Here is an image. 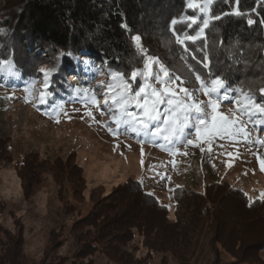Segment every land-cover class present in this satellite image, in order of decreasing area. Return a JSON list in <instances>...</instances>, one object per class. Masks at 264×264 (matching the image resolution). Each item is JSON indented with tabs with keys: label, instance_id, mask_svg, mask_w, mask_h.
<instances>
[{
	"label": "rangeland",
	"instance_id": "rangeland-1",
	"mask_svg": "<svg viewBox=\"0 0 264 264\" xmlns=\"http://www.w3.org/2000/svg\"><path fill=\"white\" fill-rule=\"evenodd\" d=\"M189 4L198 8L208 0H187ZM209 8L204 7L205 15ZM204 20L210 22L203 16L201 27L191 36H203ZM4 34L0 25V40ZM185 41L194 40L179 43ZM136 44L143 55L137 81H127L97 58L92 66L84 65L81 75H64L67 91L73 93L67 100L48 99L49 87L44 82L51 70L50 57L32 55L23 63H34L32 81L23 87L3 85L10 82L12 70L0 72V258L20 239V264H50L58 259L74 264L81 242L73 224L128 181L139 182L145 193L167 208L170 221L178 218L185 226L190 225L189 217L184 205L173 200L176 189L201 193L208 185L228 184L242 191L249 202L264 199V113L246 96L224 92L219 97L218 91L206 95L209 88L186 87L165 64ZM5 53L0 44V56ZM140 87L150 100H162L157 105L161 116L166 109L177 114L188 109L182 133L170 135V127L163 135L153 136L151 131L136 134L117 122L122 108L113 97L119 100L123 94L130 101L127 110L139 113L136 101L145 93L141 97L134 94ZM210 99L216 101L215 111L202 106L201 113H196L190 108L198 102L206 105ZM180 122L176 119L172 127ZM155 123L163 125V120ZM164 135H170L173 143L166 142ZM198 227L190 233L185 262L172 261L167 255V264H230L231 258L221 246L211 242L207 226ZM97 232V228L82 231L88 239ZM256 232L252 229L249 237ZM121 250L132 258L147 259L137 236ZM258 255L264 262V250ZM92 258L95 264H110L102 249ZM162 259V254L150 253L147 264H161Z\"/></svg>",
	"mask_w": 264,
	"mask_h": 264
},
{
	"label": "trees",
	"instance_id": "trees-1",
	"mask_svg": "<svg viewBox=\"0 0 264 264\" xmlns=\"http://www.w3.org/2000/svg\"><path fill=\"white\" fill-rule=\"evenodd\" d=\"M203 16L210 20L203 36L179 43L177 34L180 40L193 35ZM173 19L178 21L176 31ZM0 23L5 30L0 44L6 48L0 56V72L12 70L13 75L3 84L7 87L31 83L33 60L23 63L32 55L51 59L48 99L72 96L64 75H81L84 65L92 66L97 58L134 82L143 60L139 43L186 87L211 88L212 81L219 80L223 85L218 88L219 97L224 92L239 94L264 106V0H212L207 15L201 6H187V0H0ZM33 170L28 167L29 172ZM173 200L184 205L189 226L178 218L170 221L167 208L145 193L139 182L118 186L73 224L81 242L73 263L95 264L92 257L99 249L110 264H147L150 253L162 254L161 264H167V255L183 263L190 233L206 225L211 242L221 246L230 264H264L258 255L264 250V199L249 202L242 191L228 184H211L201 193L176 189ZM87 228L98 232L88 239L82 233ZM250 229L257 231L254 236L249 237ZM135 236L146 249L147 259L132 258L121 250ZM12 246L0 264H20V239ZM64 262L58 259L50 264Z\"/></svg>",
	"mask_w": 264,
	"mask_h": 264
},
{
	"label": "snow or ice",
	"instance_id": "snow-or-ice-1",
	"mask_svg": "<svg viewBox=\"0 0 264 264\" xmlns=\"http://www.w3.org/2000/svg\"><path fill=\"white\" fill-rule=\"evenodd\" d=\"M211 2H212V0H208V4L201 6V8L203 9L204 7H208L211 4ZM189 7H193V5L189 4ZM215 18L219 19V17H215ZM177 22L178 21L175 19L172 20L173 31H176L175 25L177 24ZM194 22H195V18H193V23ZM208 22H209L208 20H204V25L207 26ZM248 22H249V24L252 23L251 20H249ZM189 27H191V25H189ZM198 35H199V33H197V36ZM185 38L188 40H195L196 39V37L191 36V35H186ZM132 39L134 41H136V40H139L140 38L138 36H133ZM177 40H178V42H180L178 34H177ZM2 63L3 62H0V64H2ZM145 66L147 67V65H145ZM205 67H207V65H205ZM41 71H44V70L41 69ZM132 76L133 77L136 76L135 71H133ZM196 78H197V80L200 79L199 76H197ZM212 84H213V87L205 90L206 95H208L210 93L217 92L219 87H223V85L221 84V81H219V80H213ZM44 87H48L47 80H45V82H44ZM182 90L185 92L186 95H188L187 89H182ZM142 93H145L144 87H140L139 91L135 92L134 97H141ZM156 95H157V93L155 92V90H153L152 96L155 97ZM217 99H219V97ZM141 100H142V102H141ZM141 100L136 101L137 107H139L141 109V111L139 113H136V112H130L127 110V104L130 101H128V99L123 94L120 96L119 100H116L115 97H113V102L115 104L121 106V108H122L121 116L117 122L122 121L128 128L131 129L132 132H134L136 134H139L141 132L147 133V132L151 131L153 136L163 135L164 132H169L170 127H171L170 135H179L180 133L183 132L184 127L187 126L188 109H184L179 114L175 113L172 109H166L164 111L163 115L161 116L159 114V110L157 108V105L162 103L161 99L150 100L147 93H145V95L143 97H141ZM39 102L41 104L44 103L43 94H41V99ZM167 103L171 105L172 100L169 99L167 101ZM202 106L211 107L213 109V111H215L217 105H216V101H213L210 99L206 102V105L204 104V102H198V103L192 104L190 106V108L192 110H194L196 113H201ZM255 107L260 112L264 113V106L256 104ZM241 111H244V110L242 109ZM169 112H172L171 116L169 115ZM89 115H91V114L89 113ZM109 115H111V113H109ZM173 116H175L176 119H179L181 121L179 126H177V127H172V125L176 124V119H173ZM197 119L199 120V117H197ZM160 120H163V125H161L160 123H155V122L160 121ZM153 123H155V127L153 129H149V127H148L149 124H153ZM199 123L203 124L204 121L200 120ZM162 128H163V131H162ZM170 135H164L163 136L164 140L166 142H168L169 144L173 143L172 139L170 138ZM188 143L191 144L192 141L189 140ZM149 195H151V193H149Z\"/></svg>",
	"mask_w": 264,
	"mask_h": 264
}]
</instances>
